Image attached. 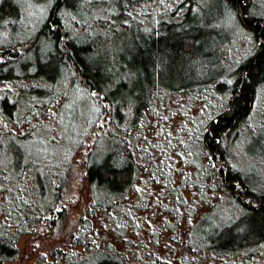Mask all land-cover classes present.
<instances>
[{"label": "trees", "instance_id": "trees-1", "mask_svg": "<svg viewBox=\"0 0 264 264\" xmlns=\"http://www.w3.org/2000/svg\"><path fill=\"white\" fill-rule=\"evenodd\" d=\"M22 1L45 7L44 19L26 38ZM155 1L169 0H0V140L20 144L47 130L51 109L57 112L68 100L65 89L55 92L60 74L65 84L72 82L89 94L98 108L89 142L80 152L78 178L69 174V179L91 188L93 198L74 222L66 208V178L52 182L33 169L31 160L12 168L9 157H2L0 264L18 259L16 244L22 235L40 234L44 238L38 249L43 248L33 250L37 255L31 264H264V191L251 187L229 153L264 80V18L251 14V0H222L252 35L253 54L238 66L232 84L220 76L175 88L168 54L189 64V71L174 74L184 82L211 67L203 48L209 51L216 38L202 48L203 30L189 26L196 0H174L175 7L164 10L169 19L147 33L148 46H141L137 35L113 38L116 26L131 22L136 8ZM91 6L99 15L86 16ZM164 29H169V37L161 35ZM162 40L165 49L159 46ZM126 42L121 56L116 52ZM227 46L218 47V53ZM33 48L38 51L30 60ZM43 57L58 60L60 69L41 65ZM112 69L121 78L114 88L117 74ZM213 82L216 92L227 94L225 109L203 123L202 132L193 128L189 141L205 164L195 167L187 182L157 188L154 162L137 146L131 128L164 94H192L210 89ZM104 141L113 146L97 159ZM159 168L163 172L164 167ZM32 171V183L24 190L20 180ZM138 178L146 181V193L130 207L144 212L151 207L139 219L129 218L134 224L127 227L115 213L129 205L125 196ZM47 196L50 201L42 208Z\"/></svg>", "mask_w": 264, "mask_h": 264}, {"label": "rangeland", "instance_id": "rangeland-1", "mask_svg": "<svg viewBox=\"0 0 264 264\" xmlns=\"http://www.w3.org/2000/svg\"><path fill=\"white\" fill-rule=\"evenodd\" d=\"M251 1V14L264 18V0ZM177 2L169 0L143 4L135 9L131 22L124 24L122 28L116 26L119 30H117L116 34H113V38L119 41L121 38H128L129 40L134 35H137L141 46H148L150 42L147 41V33L159 21H167L169 19L168 14H165L164 10H172ZM196 2L198 7L188 24L203 30V39L199 41L202 48L210 40L216 38V43L209 51L204 48V52L202 51L210 56L209 63L211 67L207 70L197 71L196 74H190L187 76L189 77L187 80L180 82L181 79L177 78L176 75L174 76L175 72L189 71L190 66L185 61L186 59L179 60L177 56L173 55L171 57L168 54L165 60L173 63V74H170L175 78L173 87L178 88L181 85L207 82L220 76H222L221 81L232 84L238 66L254 52L255 42L253 37L240 27L235 12L222 0H196ZM20 7L23 13L22 32L23 37L26 38L44 19L45 7L26 1H22ZM89 8H91V11L86 16L95 17L99 15L98 9H93V6ZM160 26L165 28L163 24H159ZM160 33L163 36L166 35V37L170 36L169 29H164ZM166 44L167 42L162 40L159 46L165 49L167 47ZM227 44V49L218 53V47L221 48ZM126 46L127 42L122 43V50L116 53L122 56L125 53ZM43 50L45 53L48 52L47 47L43 48ZM37 51L38 49L36 48L31 50L30 60L35 58ZM42 59L41 65L46 66L48 63L47 65H52L58 70L61 67L58 65V60H49L44 57ZM95 63L100 65L102 62L99 59H95ZM115 66L116 63L114 64ZM116 69L118 68L116 67ZM112 70L116 72L114 69ZM116 74L117 80L113 88L116 87L115 85L121 79L119 77L120 73L116 72ZM57 81L55 92L65 89L68 94V100L57 112L54 108L51 109L53 115L46 123L45 127L47 130L37 134L33 140L20 144H10L0 140V164L3 156L9 157L11 163L13 162L12 168H19L31 160L36 165L33 169L36 170L38 168V171L41 172V175L46 180L53 182L56 179L66 178V183L70 186L64 188V192L68 194L65 195L68 200V203L65 204L69 214L70 212L72 213L73 219H71V222H74L75 218L84 214L85 208L89 206L93 198H91V188H88L84 182L80 183L78 180L69 179V174L73 172L75 175L77 172L76 167L81 158L80 152L89 142L88 137L96 121L98 108L93 98L77 85L72 82L65 84L61 74ZM214 85L215 83L213 82L210 89L205 88L199 92H192V94L189 92L174 95L164 94L156 99L152 109L146 111L142 118L131 128L130 132L133 133L137 146L142 152L147 151L150 159L152 158V162H154L153 167L157 177V188L166 182L168 184L180 183L181 181L187 182L193 169L205 164L206 159H204V156L201 159L199 155L194 154V150L198 147H193L189 141L192 140L193 128L197 132H202L200 127L203 126V123L205 124L208 119L225 109L227 94L216 92ZM135 107L134 103L133 109ZM134 110L136 111L135 114H137L138 110L136 108ZM127 118L126 123L129 125L130 118ZM52 139L54 140L53 143L50 142ZM112 146L109 142L103 143L96 152L97 159H100ZM229 153L242 175L250 180L251 187L264 191V80L261 82L247 121L242 124L239 132L233 135V141L229 145ZM160 166L164 167L163 172L160 170ZM32 176L33 171L23 176L20 180L24 190L31 185ZM75 177L78 178L76 175ZM146 186V181L138 178L126 194L125 199L129 204V208L127 206L128 209H121L115 213L123 225L131 227L134 221L129 224V218L137 220L140 215H143L142 213L150 210L151 205L146 207L145 212L130 207V204L139 201L146 193ZM188 193L189 191L186 190L185 196L191 199L193 196ZM49 197L47 196L43 199V203H40L42 208L50 201ZM224 206H227V204H224ZM227 207L230 208L231 205L228 204ZM3 218L6 217L3 216ZM67 225H69V222ZM43 238L44 234L33 238L28 235H22L16 244L19 251L18 259L12 264H31L34 262L37 253H34L33 250L38 249ZM48 243L49 241L43 244L46 245ZM62 245L66 247V242L62 241ZM41 248L38 249V252H40Z\"/></svg>", "mask_w": 264, "mask_h": 264}, {"label": "snow or ice", "instance_id": "snow-or-ice-1", "mask_svg": "<svg viewBox=\"0 0 264 264\" xmlns=\"http://www.w3.org/2000/svg\"><path fill=\"white\" fill-rule=\"evenodd\" d=\"M3 59V57H0V60H2ZM10 87V86H9Z\"/></svg>", "mask_w": 264, "mask_h": 264}]
</instances>
